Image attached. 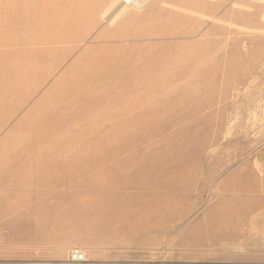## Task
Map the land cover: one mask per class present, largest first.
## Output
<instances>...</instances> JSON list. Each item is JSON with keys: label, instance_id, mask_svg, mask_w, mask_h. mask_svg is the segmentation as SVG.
<instances>
[{"label": "rangeland", "instance_id": "obj_1", "mask_svg": "<svg viewBox=\"0 0 264 264\" xmlns=\"http://www.w3.org/2000/svg\"><path fill=\"white\" fill-rule=\"evenodd\" d=\"M117 1L0 0V262H264V0Z\"/></svg>", "mask_w": 264, "mask_h": 264}, {"label": "built area", "instance_id": "obj_2", "mask_svg": "<svg viewBox=\"0 0 264 264\" xmlns=\"http://www.w3.org/2000/svg\"><path fill=\"white\" fill-rule=\"evenodd\" d=\"M23 262L25 264H168L167 262H164V260L158 258H148V259L138 258V259H133L131 261L101 259L94 257L89 250L81 249L78 247L69 249L67 251L66 256L61 259L32 257L23 260ZM195 264H206V263H195ZM213 264H264V262L249 263L243 261L228 260V261H219Z\"/></svg>", "mask_w": 264, "mask_h": 264}, {"label": "bare ground", "instance_id": "obj_3", "mask_svg": "<svg viewBox=\"0 0 264 264\" xmlns=\"http://www.w3.org/2000/svg\"><path fill=\"white\" fill-rule=\"evenodd\" d=\"M146 1L147 0H118L115 7L110 10L106 15H105V18H107V20L110 22L112 21L114 18H116L123 10H124V7H126V5L128 4H133L134 7L136 6V8L139 7V9L141 7H143L145 4H146ZM152 2V1H151ZM16 96V95H15ZM48 105V104H47ZM37 133V132H36ZM37 137V135H36ZM41 150V149H40ZM207 213V212H206ZM205 215V214H204ZM210 215V214H208ZM208 215H207V218H208ZM211 218H209L210 220ZM208 220V219H207ZM205 219V222L207 221ZM199 221V220H198ZM187 222V220H186ZM198 223V222H197ZM201 222H199L200 224ZM188 227V226H187ZM100 248V247H99ZM233 249V248H232ZM238 248L236 247V250ZM102 250V249H101ZM235 250V248H234ZM233 250V251H234ZM240 250V248L238 249ZM237 250V251H238ZM243 251V249H241ZM224 251V250H223ZM232 251V250H231ZM226 252V251H225ZM228 253V252H227ZM234 253V252H233ZM239 254V252H237ZM98 254V253H97ZM61 259V258H59ZM112 259V258H110ZM114 259V258H113ZM117 259V258H116ZM132 259H128V260H124V261H131ZM223 261V260H222ZM164 262H167L168 264H195V263H206V264H213V263H216L217 261H210V262H204V261H195V260H190V261H165ZM245 262V261H243ZM249 263H254V262H249ZM262 263V262H260Z\"/></svg>", "mask_w": 264, "mask_h": 264}, {"label": "crops", "instance_id": "obj_4", "mask_svg": "<svg viewBox=\"0 0 264 264\" xmlns=\"http://www.w3.org/2000/svg\"><path fill=\"white\" fill-rule=\"evenodd\" d=\"M23 260H25V259H23ZM23 260H21V261H4V262H0V264H25L23 262Z\"/></svg>", "mask_w": 264, "mask_h": 264}]
</instances>
